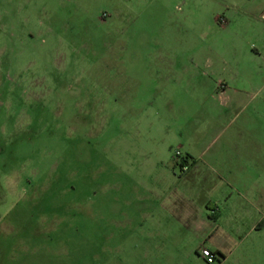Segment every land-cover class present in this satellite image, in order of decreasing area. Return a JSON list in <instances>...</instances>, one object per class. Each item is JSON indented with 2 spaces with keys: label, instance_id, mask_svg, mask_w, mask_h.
Here are the masks:
<instances>
[{
  "label": "rangeland",
  "instance_id": "obj_1",
  "mask_svg": "<svg viewBox=\"0 0 264 264\" xmlns=\"http://www.w3.org/2000/svg\"><path fill=\"white\" fill-rule=\"evenodd\" d=\"M257 27L264 0H0V264H264V172L229 241L176 182L242 126L264 164Z\"/></svg>",
  "mask_w": 264,
  "mask_h": 264
},
{
  "label": "crops",
  "instance_id": "obj_2",
  "mask_svg": "<svg viewBox=\"0 0 264 264\" xmlns=\"http://www.w3.org/2000/svg\"><path fill=\"white\" fill-rule=\"evenodd\" d=\"M256 36L258 44L252 48L262 57L264 55V27H257ZM239 74L244 76L247 72L238 71L236 75ZM254 74L264 75V58L260 68ZM241 128L243 129L241 130L242 136L229 137L228 151L223 153L212 151L206 154L201 153L197 157L193 156L195 163L192 167L176 178L179 190L183 184L189 186L190 203L195 211L197 209L200 211L198 216L194 217L193 223L199 219L202 224H206L195 228V233L208 234L211 227L208 229L206 226L211 221L212 223L220 221L228 225H238L225 231V241H229L240 236L244 230L240 225L249 224L250 230L255 228L259 214L257 213L259 207L256 204L258 197L245 192L244 187H252L255 183L254 177L264 172V164L261 153L256 151V145H259L260 140L258 139L256 144V139L253 138L248 145L249 143L254 144V151L247 150V142L244 138L245 127ZM222 202L226 210H220L219 204ZM237 208L240 210L237 211ZM186 216L189 217L188 219L191 218L189 213H186ZM210 248L215 253L221 252L224 260L228 259L234 251L231 248L228 250L221 247ZM216 255L218 257V254Z\"/></svg>",
  "mask_w": 264,
  "mask_h": 264
},
{
  "label": "built area",
  "instance_id": "obj_3",
  "mask_svg": "<svg viewBox=\"0 0 264 264\" xmlns=\"http://www.w3.org/2000/svg\"><path fill=\"white\" fill-rule=\"evenodd\" d=\"M185 169H187V165H185ZM199 256H201L208 264H216L217 256L213 249L208 246H201L199 250Z\"/></svg>",
  "mask_w": 264,
  "mask_h": 264
},
{
  "label": "trees",
  "instance_id": "obj_4",
  "mask_svg": "<svg viewBox=\"0 0 264 264\" xmlns=\"http://www.w3.org/2000/svg\"><path fill=\"white\" fill-rule=\"evenodd\" d=\"M216 254H220L223 257V254L221 252H217ZM224 258V257H223ZM219 262H221L220 258L218 257Z\"/></svg>",
  "mask_w": 264,
  "mask_h": 264
}]
</instances>
